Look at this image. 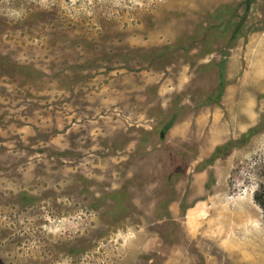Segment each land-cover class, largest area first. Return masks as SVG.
<instances>
[{
    "label": "rangeland",
    "instance_id": "rangeland-1",
    "mask_svg": "<svg viewBox=\"0 0 264 264\" xmlns=\"http://www.w3.org/2000/svg\"><path fill=\"white\" fill-rule=\"evenodd\" d=\"M244 2L0 0V264H264Z\"/></svg>",
    "mask_w": 264,
    "mask_h": 264
},
{
    "label": "trees",
    "instance_id": "trees-1",
    "mask_svg": "<svg viewBox=\"0 0 264 264\" xmlns=\"http://www.w3.org/2000/svg\"><path fill=\"white\" fill-rule=\"evenodd\" d=\"M255 2V0H245V10L246 13L242 17V20H244L247 16L248 11L250 10L252 4ZM242 25V22L238 25V30L240 29ZM219 88L220 93L223 91L224 88V72L221 70V79L219 82ZM171 125H168L167 128H169ZM257 130V127L251 128L247 132V138L252 135ZM164 136V132L162 137ZM230 147V143L225 144L223 146H218L215 151L211 155V160H214L215 158L221 156L222 154H225ZM260 181L258 183L257 189L254 191V200L255 202L264 210V149L262 151L261 155V162H260V171H259Z\"/></svg>",
    "mask_w": 264,
    "mask_h": 264
},
{
    "label": "bare ground",
    "instance_id": "bare-ground-1",
    "mask_svg": "<svg viewBox=\"0 0 264 264\" xmlns=\"http://www.w3.org/2000/svg\"><path fill=\"white\" fill-rule=\"evenodd\" d=\"M250 231L255 232L256 234H259L260 236L264 237V231H263L262 226L250 228ZM239 232H242V231L240 230ZM242 233L244 234V232H242Z\"/></svg>",
    "mask_w": 264,
    "mask_h": 264
}]
</instances>
